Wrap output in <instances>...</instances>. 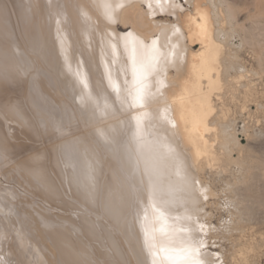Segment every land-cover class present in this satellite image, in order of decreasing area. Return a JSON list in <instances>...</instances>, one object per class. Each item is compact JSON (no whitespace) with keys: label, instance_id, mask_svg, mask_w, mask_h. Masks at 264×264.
<instances>
[{"label":"rangeland","instance_id":"374dc122","mask_svg":"<svg viewBox=\"0 0 264 264\" xmlns=\"http://www.w3.org/2000/svg\"><path fill=\"white\" fill-rule=\"evenodd\" d=\"M235 1L236 19L227 20L224 30L230 32H222L221 38H230L226 50H233L236 57L233 62L228 59L236 67L228 72L243 75L226 83L216 103L225 116L223 124L236 137L232 139L244 147L232 141L231 157L221 153L222 168L217 164L210 173L204 166L200 175L213 193V205L205 209L213 217L200 219L204 224L211 221L217 246L243 248L249 264H264V1ZM77 3L0 0V264H144L133 183L121 173L123 137L132 128L129 113L113 104L109 109L103 103L97 106L92 98L84 102L76 92L77 26L83 19ZM59 39L66 52L56 42ZM86 51L83 64L90 81L93 73ZM121 123L123 137L111 145V134ZM124 191L131 193L126 197ZM112 206L119 213L116 219L110 215Z\"/></svg>","mask_w":264,"mask_h":264},{"label":"bare ground","instance_id":"6f19581e","mask_svg":"<svg viewBox=\"0 0 264 264\" xmlns=\"http://www.w3.org/2000/svg\"><path fill=\"white\" fill-rule=\"evenodd\" d=\"M77 1L78 9L81 10V17L83 19L87 18L85 20L86 23H83L81 18L82 23L80 22L78 24L79 27L77 26L82 36L78 32L77 44L80 47L79 51L74 48V50L78 51L76 53L78 61H75L77 63H75L77 66L76 73L78 74L76 77L77 79L79 78L77 95L84 102L86 99L92 98V100L95 99L94 101L97 100L96 105L98 102L99 104L103 103L109 109L113 104L121 111L129 113L131 130L129 129L128 134L123 137L120 133L122 130L121 123L120 129L116 128L118 131L114 130V133L111 134L110 141L112 145L118 142L120 136L124 138L122 161H124L123 170L125 173H121L125 177L127 176V181L129 180L133 183V192L136 196L135 199H137V206L135 207H137L136 214H138V217L136 216L135 224L138 229L136 233L138 234V241H136L143 255L141 256L144 257V260L140 262L144 261V264H154V262L155 264H167L164 259L165 253L158 252L153 257L149 252L145 244L146 232L149 237L155 234V243L157 249H159L168 247V240L173 241L172 247H180L181 241L187 239L185 232L182 230H189L195 239L203 240L208 245L207 247L212 249L207 250L206 247L202 250V259L205 264H249L244 257L246 252L244 253L243 248L240 249L237 246L239 249L234 247V249L228 250L226 248V250L224 246H217V242L215 244V241H213L214 227L212 228L211 221L207 220V223L204 224L200 219L203 216L210 218V211L207 212L208 210L205 208L213 205V202L210 201V196L213 194L212 189H209L206 183L203 182L200 173L202 170L205 171L207 169L204 166L210 168L208 172L217 164L221 166L223 163L220 161L221 158L223 160L224 152H228V157H231L230 151L232 150H229L228 145L230 142L235 141L233 140L235 135L232 136L230 134L234 133L232 131L229 133L228 129H226L228 124H223L224 121L222 120L224 119L222 118L225 116L219 111L216 99H219L226 83L233 82L232 80L235 81L243 75H236L237 71L235 72L236 74L228 72L231 66L236 68L235 65L230 66V62L228 64V59L231 61L232 57L233 59L236 57L233 55V50H226L228 44L225 41L230 38L226 39L224 37L225 41L221 38V33L225 32L224 28L226 27L224 26L227 24V20L236 19L234 10L239 4L235 0ZM75 2L76 0H74ZM69 3L71 4V2ZM256 4L254 5L255 7ZM105 5L108 7L106 8ZM223 5H225V8ZM78 9L77 11H79ZM109 12L111 13L110 18ZM247 13H250L249 10ZM55 21L58 20L56 19ZM64 22L67 23L66 17L65 21L63 20ZM55 24L51 25L55 27ZM62 25L61 27L59 26V29L62 28ZM87 25H89L88 31H86ZM232 25L235 24L232 23ZM262 25L260 24V26ZM59 31L57 29V34H59ZM228 31L226 30L227 35ZM51 32L53 31H50V34ZM64 33L63 35H65ZM50 39L53 40V38ZM71 40L69 41L70 43H72ZM54 41L53 45L59 43L63 47V51L66 52L64 50L65 45H62L60 39L56 41L57 43ZM133 42L137 48L138 62L143 61L154 65V69L147 74L143 81L144 98L142 101L137 99L139 85L132 74L131 47ZM67 43V41L64 42L66 45ZM113 45H115V48L112 47ZM84 49L87 50L86 55L89 59V67H91L89 69L93 73V76L88 75V77L91 76V79L89 78L90 81L86 76V67L83 64V60L86 59L83 54L85 52ZM68 53L66 55L69 56ZM70 58L72 57L69 56V61ZM73 67L70 69H73ZM71 72L73 73L74 70ZM71 78L73 79L74 77ZM67 80L68 77L66 83ZM72 89L75 91L74 86ZM92 100L90 101L92 102ZM88 104L90 103L88 102ZM118 108L115 109L117 110L115 111L116 113H118ZM104 110L107 111V109ZM122 115H124L123 112ZM126 116L128 117V115ZM118 122L120 123V121ZM229 127L228 125L227 128ZM238 141H235L236 145L242 144V147H244V144L238 143ZM221 153L223 154L221 155ZM124 182L126 181L124 180ZM128 183H125V185ZM118 190L120 189H117V193ZM127 194L125 195L126 197L128 196ZM204 196H207L206 200ZM116 204L119 203L116 201ZM110 209V215L116 219L119 215L116 207L112 206ZM204 209L206 211L203 215L201 212ZM204 221L206 222V220ZM201 225L204 226L203 232L199 230ZM161 227H165L169 233L168 237L161 236ZM134 247L138 246L135 245ZM64 252L63 254L66 255ZM131 255L133 256L132 253ZM134 260L136 261V259ZM135 264L139 263L136 261Z\"/></svg>","mask_w":264,"mask_h":264},{"label":"snow or ice","instance_id":"6c2138e0","mask_svg":"<svg viewBox=\"0 0 264 264\" xmlns=\"http://www.w3.org/2000/svg\"><path fill=\"white\" fill-rule=\"evenodd\" d=\"M122 6V5H121ZM151 6V5H149ZM107 8L108 6L105 5ZM109 18L111 13H108ZM131 35V34H129ZM155 44V42H153ZM115 48V45L112 46ZM127 47V42H126ZM131 64H132V74L134 80L137 81L139 88L137 99L143 100L144 90H143V81L146 78L147 74L154 69V65L151 63H144L137 59V48L135 43H132L131 47ZM155 193V189H154ZM204 199H207V196H204ZM203 225L200 226V231L203 232ZM185 232L187 239L181 241V246L176 248L172 247L173 241L168 240V247H161L157 249L156 246V236L153 234L151 237L148 236V233H145L146 240L145 244L149 252L155 257L158 252L165 253L164 259L167 261V264H205V261L202 259V250L207 247L203 240H197L193 237L191 231L182 230ZM160 233L162 237H168L169 233L166 231L165 227H161ZM155 264V262H154Z\"/></svg>","mask_w":264,"mask_h":264}]
</instances>
